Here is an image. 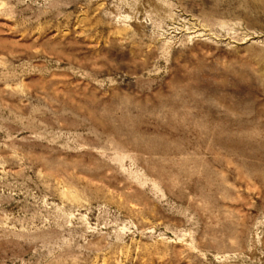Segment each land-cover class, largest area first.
I'll return each mask as SVG.
<instances>
[{"label": "rangeland", "instance_id": "374dc122", "mask_svg": "<svg viewBox=\"0 0 264 264\" xmlns=\"http://www.w3.org/2000/svg\"><path fill=\"white\" fill-rule=\"evenodd\" d=\"M0 264H264V0H0Z\"/></svg>", "mask_w": 264, "mask_h": 264}]
</instances>
